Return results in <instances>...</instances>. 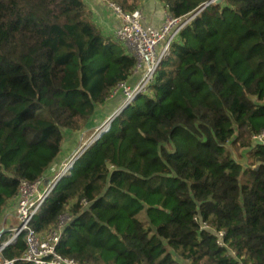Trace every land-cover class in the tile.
I'll return each mask as SVG.
<instances>
[{
  "label": "trees",
  "instance_id": "obj_1",
  "mask_svg": "<svg viewBox=\"0 0 264 264\" xmlns=\"http://www.w3.org/2000/svg\"><path fill=\"white\" fill-rule=\"evenodd\" d=\"M109 1L131 12L143 0ZM158 1L187 19L209 0ZM135 62L83 0H0V215L21 181L60 158L66 133L93 124ZM262 131L264 0L214 1L31 226L42 233L69 215L57 252L82 264H264ZM24 249L20 235L3 256Z\"/></svg>",
  "mask_w": 264,
  "mask_h": 264
},
{
  "label": "built area",
  "instance_id": "obj_2",
  "mask_svg": "<svg viewBox=\"0 0 264 264\" xmlns=\"http://www.w3.org/2000/svg\"><path fill=\"white\" fill-rule=\"evenodd\" d=\"M102 1L119 19L120 24L113 32L115 38L123 43L134 56L136 60L134 72L141 71V76L135 84L131 85L128 81H122L111 90L109 99L122 97L121 106L116 111V114H119L139 95L148 91L155 80L163 58L177 39L180 30L195 15L187 19L175 18L165 10L163 20L159 25H145L140 8L124 12L109 0ZM113 117L114 115L105 122L90 141L94 140L101 131L104 133L110 128L109 122ZM263 138L264 131L253 136V140L259 143L263 142ZM85 150L86 148L83 152ZM81 154L74 153L67 162L60 165L53 163L44 175L33 182L21 181L13 198L16 224L9 229L0 230V264H15L17 261L30 264H82L74 258L62 256L57 252L64 229L72 219L69 215L63 214L56 227L42 233L37 232L31 226L33 217L45 199L51 194L61 177L71 171ZM20 235L25 242L23 253L18 258H5L4 249L13 244ZM219 236H224V232H220ZM218 243L223 245L221 239Z\"/></svg>",
  "mask_w": 264,
  "mask_h": 264
},
{
  "label": "crops",
  "instance_id": "obj_3",
  "mask_svg": "<svg viewBox=\"0 0 264 264\" xmlns=\"http://www.w3.org/2000/svg\"><path fill=\"white\" fill-rule=\"evenodd\" d=\"M90 12L92 13L93 21L98 25L102 32L106 35H110L114 32L117 26H119V19L110 10L105 2L102 0H83ZM143 14V22L145 25H159L163 20V11L165 10L158 0H143L140 6ZM141 76V71L134 72L129 78L128 82L133 85L135 84ZM122 103V98L117 96L110 101L99 105L96 112L93 124L86 127L85 130L98 129L101 128L105 122L116 113L120 108ZM104 114V115H103ZM99 128V129H100ZM71 138V137H70ZM66 139V138H64ZM65 142V141H64ZM69 142V140L67 141ZM76 142H69V148L64 147V151L61 153L60 158L55 161L57 164H63L68 160L67 158L73 153V145ZM69 150V151H68ZM15 222V205L14 201H10L6 209L0 215V230H6L13 227Z\"/></svg>",
  "mask_w": 264,
  "mask_h": 264
},
{
  "label": "rangeland",
  "instance_id": "obj_4",
  "mask_svg": "<svg viewBox=\"0 0 264 264\" xmlns=\"http://www.w3.org/2000/svg\"><path fill=\"white\" fill-rule=\"evenodd\" d=\"M111 10V9H110ZM112 11V10H111ZM113 12V11H112ZM165 10L163 11L164 14ZM112 37L115 38L114 33L110 34ZM104 115V114H103ZM113 116V115H112ZM100 128V127H99ZM98 129H89V130H82L80 132H68L65 135V142H64V147H65V151L67 148H69L70 145H68V143L71 142H76L75 145H73L74 149H73V153L71 154V156H69L67 159L69 160L74 153H77L78 155L80 153H83L84 148H86V146L89 144L90 140L94 137V135L97 133ZM71 137V138H70ZM69 140V142H67ZM69 151V150H68ZM66 160V162L68 161Z\"/></svg>",
  "mask_w": 264,
  "mask_h": 264
},
{
  "label": "water",
  "instance_id": "obj_5",
  "mask_svg": "<svg viewBox=\"0 0 264 264\" xmlns=\"http://www.w3.org/2000/svg\"><path fill=\"white\" fill-rule=\"evenodd\" d=\"M214 1H216L217 3H219V2H221V0H209L206 4H205V6L204 7H206V6H208L209 4H211L212 2H214ZM203 7V8H204ZM202 8V9H203ZM202 9H200L195 15H197ZM127 108V107H126ZM125 108H123L122 110H124ZM118 114H114V117L110 120V124H111V122L113 121V119L117 116ZM103 134V131H101L100 133H99V135L94 139V140H92V141H90L89 142V144L87 145V147H86V149L88 148V147H90L101 135Z\"/></svg>",
  "mask_w": 264,
  "mask_h": 264
}]
</instances>
